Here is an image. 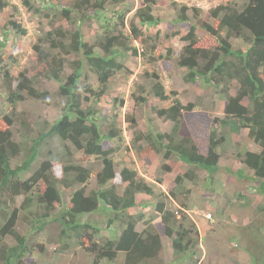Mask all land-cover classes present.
Wrapping results in <instances>:
<instances>
[{"label": "trees", "instance_id": "16d2710c", "mask_svg": "<svg viewBox=\"0 0 264 264\" xmlns=\"http://www.w3.org/2000/svg\"><path fill=\"white\" fill-rule=\"evenodd\" d=\"M26 10L33 8L31 0H19ZM123 0H71L53 17L55 22H68L70 29L55 27L47 32L43 43L34 46L35 58L31 79L22 78L12 86V80L5 76V104L12 106L9 114L3 115L0 123V207L8 205L4 196L14 198L22 195L21 209L32 216L39 223L40 229L44 221L53 213L54 204L61 201L60 187L70 188L74 185L81 187L72 191L68 197L69 208L59 217L62 228L59 237L73 239L77 246L95 256L94 264L101 259L113 261L117 254L123 255V264H165L161 258L162 238L155 228L146 224L141 231L137 230L140 218L129 213L131 208L138 206V197L147 195L154 197L152 185L138 176L137 172L123 167L118 174L115 171V161L112 154L116 149L106 147V143L121 136L112 127L99 128L92 120L90 107L82 109V102L88 97L81 98L77 83L83 74L84 67L92 72L96 79V87L87 85L84 89L96 101L105 92L109 80L114 72L121 70L122 65L118 56L131 54L136 56L135 42L142 47L147 38L139 31V25H154L156 19L151 6L155 0H144L141 7L133 14V19L125 25L124 13L113 10L108 17H101L107 6L112 8L123 4ZM7 0H0V12L8 7ZM185 7L177 13L179 22H188ZM97 14L98 29L92 43L83 40L82 32L74 27L72 20L87 21L90 13ZM192 21L186 35L181 39L187 42L181 48L176 59L177 67L186 70L184 76L187 83L194 82L196 77L202 78V84H209L219 89V99L224 100L223 118L212 116L207 111L198 110L193 103L183 105L177 98L175 91L167 92L152 75L151 93L161 102H169L165 108L156 111L157 118L172 124L169 133L141 134L138 138L142 145L138 147L139 157L149 154H162L164 159L177 158L186 164L187 170L183 177L192 181L194 170L206 172L208 176L217 170L219 162L218 148L224 141L222 131L239 132L245 130L248 140L258 148L257 151L238 153L237 158L252 173V180L259 183L260 190H264V0H247L241 6L218 5L208 12L209 20L197 18V10L190 9ZM191 18V17H190ZM16 32L25 34V30L14 22H9ZM197 29L214 37L218 46L215 48H198L195 32ZM222 32L224 37H222ZM231 38H240L247 49L233 50ZM153 49V48H152ZM73 56L68 62V57ZM66 63L71 66V72L64 75ZM40 79L52 80L58 84L55 97L62 99V115L46 127V131L39 132L33 139L25 141L18 136L20 132L28 134L27 121L21 113H14V107L24 100L20 92H25L32 99L50 103L46 92L35 89ZM235 84V92L229 89ZM47 100V101H46ZM143 100V99H142ZM116 101V99H115ZM245 102V104L243 103ZM204 126L208 129L205 154L198 151L195 141L185 131L184 126ZM30 129V128H29ZM24 131V132H23ZM28 132V133H27ZM141 138V139H140ZM24 140V143L21 141ZM56 140L62 146L70 145L73 150L81 152L90 158L99 159L94 168L88 169L73 163L66 153L65 163L62 165V176L56 177L52 171V164L48 159H41L42 145L48 146ZM23 146L26 151L23 153ZM51 155V151H48ZM24 156L20 165L12 162ZM170 171L169 166L163 167ZM32 170V172H31ZM25 179L21 176L28 173ZM237 177L241 172L235 173ZM119 179L122 191L112 183ZM182 178L176 177L174 184L178 185ZM93 185L88 187L90 182ZM42 182L44 190L39 193L37 185ZM36 195H32V193ZM185 192H181L185 196ZM175 199L174 193L171 196ZM154 212L159 216L163 225V235L170 241L173 254L172 263L168 264H197L195 254L199 247L200 234L194 223L187 222L182 214L179 221L174 212L168 210L159 197ZM179 202L184 208L187 196ZM100 203L104 205L112 217L110 225L114 224L115 236L100 243L93 239L97 233L95 226L80 221L84 215L100 210ZM35 206L34 210L32 207ZM264 211V208L261 209ZM1 213V212H0ZM16 211H12L6 222L0 227V264H25L23 257L34 249L27 248L24 236L16 231ZM36 225V223L34 224ZM34 225H32L34 227ZM248 229L251 225L247 226ZM264 228V227H263ZM256 233L258 232L257 229ZM263 230V229H262ZM7 240L11 241L8 243ZM43 251V246L37 247ZM234 250V249H233ZM232 250V251H233ZM249 252V248H246ZM258 253V254H257ZM249 254V253H248ZM261 250L251 254L255 264H264Z\"/></svg>", "mask_w": 264, "mask_h": 264}, {"label": "rangeland", "instance_id": "374dc122", "mask_svg": "<svg viewBox=\"0 0 264 264\" xmlns=\"http://www.w3.org/2000/svg\"><path fill=\"white\" fill-rule=\"evenodd\" d=\"M8 7L0 12V123L3 115L9 114L12 106L5 104L6 94L1 88L5 85V76L12 81V86L22 78L31 79L30 72L33 69L35 51L34 46L43 43L47 32L55 27L65 30L70 29L68 22H55L53 17L71 0H31L33 8L24 9L19 0H7ZM124 3L115 7L107 6L101 17H108L113 10H121L124 13L125 25L133 19L135 10L142 6L144 0H123ZM247 0H155L151 6L152 14L156 19L154 25H138L139 31L147 38L146 45L132 42L136 49V56L123 54L118 56L122 69L114 72L109 80L104 95L95 100L89 93L84 91L87 85L96 87L95 76L86 67L77 83L81 98L88 97L82 102V109L90 107L92 120L99 128L112 127L120 139L106 143V147H112L115 152L112 158L115 161V171L118 172L127 167L137 172L147 183L152 185L154 197L143 195L138 197V206L131 208L129 213L140 218L137 230L141 231L146 224L152 225L162 238L161 258L165 264L172 263L173 254L170 241L163 235V225L159 222V216L154 212V207L159 197L166 208L175 213L176 219L185 215L187 220L183 223H194L199 231L198 251L195 254L197 264H255L251 254L261 250L264 255V190H260L259 183L252 180V173L238 162L237 154L247 151H257L258 148L248 140L245 130L229 132L226 128L222 131L224 141L218 148L220 156L217 170L208 176L206 172L194 170V178L188 181L183 174L192 168L183 164L177 158L164 159L162 154H149L144 158L139 157L138 147L142 142L138 138L141 134L169 133L172 124L157 118L156 111L165 108L169 102H161L151 93L152 75L158 77L167 92L175 91L176 98L183 104L193 103L196 109L207 110L213 117L223 118L224 100L219 99L217 88L209 84H202V78L196 77L191 83L185 81L187 71L176 65V59L181 48L187 44L181 39L186 35L192 21L190 9L197 10V18L208 21V12L218 5L241 6ZM187 10L188 22H179L176 17L181 8ZM97 14L90 13L87 21L72 20L74 27L78 28L83 35V40L92 43L98 29ZM191 17V18H190ZM192 20V21H191ZM14 22L25 30V34H19L9 25ZM198 48H215L218 42L214 37L197 29L195 32ZM222 37L224 33L222 32ZM230 44L233 50L247 49V45L240 38H231ZM153 48V49H152ZM74 57H68L72 61ZM72 66V65H71ZM71 66L66 63L64 75L71 72ZM35 89L46 92L50 103L32 99L20 92L24 100L18 102L14 113H21L27 121L28 134L20 132L18 136L24 137L25 141L33 139L46 131V127L52 124L62 115L61 105L63 100L54 95L58 84L52 80L40 79ZM229 93L235 91V84L229 89ZM116 99V101H115ZM143 99V100H142ZM47 101V100H46ZM245 104V102L243 101ZM192 139L195 141L200 153L205 154L208 129L204 126H184ZM24 132V131H23ZM141 139V138H140ZM24 143V140H21ZM23 146V153L27 150ZM43 155L41 159H48L52 164V171L56 177L62 176V165L66 160V153L73 163L92 169L99 159L90 158L81 152L75 151L70 145L62 146L53 140L48 146L42 145ZM51 151V155H48ZM24 159L20 155L14 160V166L20 165ZM169 166L170 171L163 167ZM240 171V177L235 175ZM32 172V170H31ZM31 172L24 173L21 178L25 179ZM182 179L178 185L174 184L176 177ZM119 192L122 187L116 177L112 181ZM91 181L88 187L92 186ZM74 185L70 188L60 187L61 201L54 204L53 213L39 227L36 219L21 209L23 196L10 198L4 196V201L10 200L8 205L0 207V227L6 222L12 211H16V231L24 236L27 248L34 250L27 252L23 257L25 264H94L95 256L77 246L73 239L60 238L62 228L59 217L69 208L68 197L72 191L80 188ZM39 193L44 190V185L39 182L36 189ZM187 199L184 208L179 202ZM171 193H174L175 199ZM32 195H36L34 192ZM100 210L81 217L80 221L95 226L97 233L93 239L103 243L105 239L115 236V225L108 222L112 214L100 203ZM35 206L32 207L34 210ZM210 214L211 220L205 215ZM180 222V221H179ZM36 223V225H34ZM34 225V227L32 226ZM248 225L251 228L248 229ZM258 232L256 233V230ZM263 229V230H262ZM8 243L11 241L7 240ZM43 246V251L37 247ZM249 248L251 251H247ZM234 249V250H233ZM233 250V251H232ZM249 253V254H248ZM258 254V253H257ZM97 264H123V255L117 254L113 261L101 259Z\"/></svg>", "mask_w": 264, "mask_h": 264}, {"label": "clouds", "instance_id": "9594fccd", "mask_svg": "<svg viewBox=\"0 0 264 264\" xmlns=\"http://www.w3.org/2000/svg\"><path fill=\"white\" fill-rule=\"evenodd\" d=\"M207 215H209L210 216V218L208 219V218H206V215H205V218L207 219V220H211V215L210 214H207Z\"/></svg>", "mask_w": 264, "mask_h": 264}, {"label": "crops", "instance_id": "0c3cea01", "mask_svg": "<svg viewBox=\"0 0 264 264\" xmlns=\"http://www.w3.org/2000/svg\"><path fill=\"white\" fill-rule=\"evenodd\" d=\"M224 104H225V102H224ZM224 104H223V108H224ZM223 108H222V111H223ZM199 110V109H198ZM203 111H205V110H203ZM207 111V110H206ZM208 112V111H207Z\"/></svg>", "mask_w": 264, "mask_h": 264}, {"label": "built area", "instance_id": "2783aa9c", "mask_svg": "<svg viewBox=\"0 0 264 264\" xmlns=\"http://www.w3.org/2000/svg\"><path fill=\"white\" fill-rule=\"evenodd\" d=\"M206 218H208V219H209V218H210V216H209V215H206Z\"/></svg>", "mask_w": 264, "mask_h": 264}]
</instances>
